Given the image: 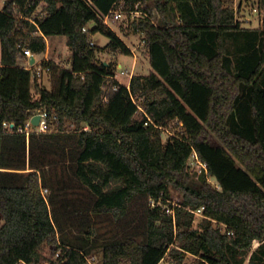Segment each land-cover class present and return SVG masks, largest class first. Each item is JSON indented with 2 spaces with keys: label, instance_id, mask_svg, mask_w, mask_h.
<instances>
[{
  "label": "trees",
  "instance_id": "1",
  "mask_svg": "<svg viewBox=\"0 0 264 264\" xmlns=\"http://www.w3.org/2000/svg\"><path fill=\"white\" fill-rule=\"evenodd\" d=\"M119 4L144 15L130 29L144 34L151 66L132 77L130 88L113 78L117 66L100 60L92 40L100 33L110 51L132 55L105 22ZM242 8L233 0L5 1L0 264H88L86 256H96V247L61 241L56 202L43 193L50 186L44 165L27 159L48 139L61 138L56 133L72 140L74 172L94 196V215L121 221L138 198L147 205L162 200L145 209L144 238L130 233L101 244L98 264H160L169 254L176 264L186 254L195 264H264V19L246 28L237 16ZM57 35L67 37L70 68L44 61L51 87L33 84L22 51L44 53L46 39ZM42 110L49 114L47 132L29 139L16 132ZM164 131L172 133L165 142ZM194 153L207 172L192 168ZM172 188L182 196L176 206L168 204Z\"/></svg>",
  "mask_w": 264,
  "mask_h": 264
},
{
  "label": "rangeland",
  "instance_id": "2",
  "mask_svg": "<svg viewBox=\"0 0 264 264\" xmlns=\"http://www.w3.org/2000/svg\"><path fill=\"white\" fill-rule=\"evenodd\" d=\"M6 0H0V5ZM234 8L237 10L242 4V11L238 13V19L243 22L246 28H257L263 23L264 15L261 11H255L254 8H259V0H233ZM264 10V9H263ZM121 19L118 21H108L110 26L122 40L132 50L131 56H125L120 52L110 51L106 45L109 39L97 33L93 36L95 45L99 48V57L101 61L115 64L117 67L122 65L133 75H147L151 71L149 56L142 41L144 34L136 33L131 28V23L144 16L142 12H133L128 9L124 10ZM48 49L38 58L42 59L48 56L53 59L60 67L70 68L71 53L67 46V37L64 35L50 36L47 39ZM1 55V42H0ZM52 60V61H53ZM26 60L21 61L25 64ZM124 84L128 82V76H120L118 78ZM42 84L50 88L51 77L45 74ZM144 107V104H140ZM58 134L61 138H50L47 144L42 149L35 150L36 155H27L29 161L30 157L44 165L43 176L50 184L49 189H44L43 193L50 198H53L56 204L53 206L58 214L61 225V238L63 242L77 245L82 244L87 248L96 247L92 252L100 258V245L115 239L122 238L126 234L139 233L143 236L145 228L144 212L150 203H146L145 198H138L132 208L130 215L121 220L115 221L110 215L96 216L91 211V204L94 196L87 189L84 184L78 179L74 172V160L72 153V140L66 134ZM74 135V134H73ZM170 134L166 131L162 133L163 141L168 139ZM44 158V159H43ZM29 171V170H27ZM212 184H216L214 179H210ZM170 201L177 205L180 203L181 194L175 188H172ZM3 221L0 218V226ZM95 231L93 235L89 234L90 229ZM66 241H64V240ZM45 254L50 257L51 250L47 248ZM169 254L162 264H176L171 259ZM196 258L190 254H186L180 264H195ZM24 264V263H19ZM245 264H250L248 261Z\"/></svg>",
  "mask_w": 264,
  "mask_h": 264
},
{
  "label": "built area",
  "instance_id": "3",
  "mask_svg": "<svg viewBox=\"0 0 264 264\" xmlns=\"http://www.w3.org/2000/svg\"><path fill=\"white\" fill-rule=\"evenodd\" d=\"M124 10L125 9H124V5L123 4H119L117 7L112 9L110 14L105 17L106 24H108V21H110V20L118 21L119 19H121L123 13L125 12ZM254 10L258 11L259 9L258 8H254ZM261 14L264 15V10L261 11ZM88 29H89V27H84L83 31L87 32ZM142 43H143V45H145V40H143ZM91 44L93 45L94 42H92ZM22 54L26 58V63L25 64H21V65L23 67L29 69V70H34L33 77H32L33 84L43 85L42 81H43V78H44L45 74H49V72L51 71V65L45 66L43 64H44V61H49L50 59H44V58L39 59L38 58V54H35L29 48H24L23 51H22ZM32 58H34V62L33 63L31 62ZM21 61H23V59H21ZM63 68H66V67H63ZM130 73L131 72H129L128 69H126L125 67L120 65L119 67H117V72H116V74L114 75L113 78L115 80H117L120 84H123L127 88H130V82H131L132 77L134 76L133 74H130ZM120 76H128L129 77L128 82L125 83V84L123 82H121L118 79ZM139 108H140L141 112H144V109L141 106ZM37 114H39L41 116V119H40L39 125L35 126V125L32 124V118L35 115H37ZM6 129L8 131H13L15 129V124H13V123L6 124ZM48 130H49V114H48L47 111L42 110V111L35 112L28 119V121L25 123V125L19 126L16 129V132L19 133V134H24L27 137V139H29L32 134L45 133ZM167 132L172 135V133L170 131H167ZM190 165L192 166L193 169L198 171V173H201L202 171H206L207 172L206 164L201 162V160L199 159V157H198V155L196 153H194L192 155V158L190 160ZM150 204H151L152 207L163 205L161 199H159V200H151ZM168 204L169 205L171 204L172 206H176L170 200L168 201ZM172 208L173 207L168 206L167 207V211H168V213H170L172 215H175V212H174V210ZM203 210H204V207H202L201 209H199L195 213L198 216H203V213H202ZM220 228H221L222 232L225 233V234H228V235H233L234 234V231L228 229V226L226 224H220ZM59 253L56 255L55 259L58 258ZM86 259H87L88 264H98L97 256H91V255L90 256H86ZM42 264H53V263L50 262V261H45ZM55 264H57V263H55Z\"/></svg>",
  "mask_w": 264,
  "mask_h": 264
},
{
  "label": "water",
  "instance_id": "4",
  "mask_svg": "<svg viewBox=\"0 0 264 264\" xmlns=\"http://www.w3.org/2000/svg\"><path fill=\"white\" fill-rule=\"evenodd\" d=\"M31 62L33 63L34 62V58H32ZM40 119H41V116L39 114L35 115L33 118H32V124L35 125V126H38L39 123H40ZM1 218V216H0Z\"/></svg>",
  "mask_w": 264,
  "mask_h": 264
},
{
  "label": "crops",
  "instance_id": "5",
  "mask_svg": "<svg viewBox=\"0 0 264 264\" xmlns=\"http://www.w3.org/2000/svg\"><path fill=\"white\" fill-rule=\"evenodd\" d=\"M4 3H5V2H3V5H0V10H1V9H2V7L4 6ZM47 49H48V44H47ZM44 59H49V58H48V56H46V57H44ZM23 60L25 61V60H26V58H24ZM50 60H53V59H50ZM53 61H54V60H53ZM0 65H1V55H0ZM163 261H164V260H163ZM163 261H162L160 264H162V263H163Z\"/></svg>",
  "mask_w": 264,
  "mask_h": 264
}]
</instances>
